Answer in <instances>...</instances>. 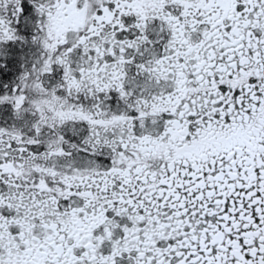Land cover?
<instances>
[{
    "label": "snow or ice",
    "instance_id": "1",
    "mask_svg": "<svg viewBox=\"0 0 264 264\" xmlns=\"http://www.w3.org/2000/svg\"><path fill=\"white\" fill-rule=\"evenodd\" d=\"M0 264H264V0H0Z\"/></svg>",
    "mask_w": 264,
    "mask_h": 264
}]
</instances>
